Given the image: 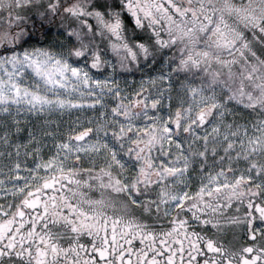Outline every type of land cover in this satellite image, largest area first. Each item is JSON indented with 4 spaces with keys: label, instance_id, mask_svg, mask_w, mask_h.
I'll return each instance as SVG.
<instances>
[{
    "label": "snow or ice",
    "instance_id": "obj_1",
    "mask_svg": "<svg viewBox=\"0 0 264 264\" xmlns=\"http://www.w3.org/2000/svg\"><path fill=\"white\" fill-rule=\"evenodd\" d=\"M0 264H264V0H0Z\"/></svg>",
    "mask_w": 264,
    "mask_h": 264
}]
</instances>
